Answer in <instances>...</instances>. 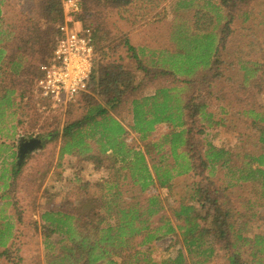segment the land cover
<instances>
[{
  "label": "trees",
  "instance_id": "16d2710c",
  "mask_svg": "<svg viewBox=\"0 0 264 264\" xmlns=\"http://www.w3.org/2000/svg\"><path fill=\"white\" fill-rule=\"evenodd\" d=\"M13 1L0 0V133L8 130L23 112L15 80L26 71L27 58L11 50L17 36H21L18 40L25 45L18 47L19 51L30 53L37 45L39 48L36 50L41 54L40 65L31 71L36 79L31 91L34 97L30 102L32 106L28 107L27 121L21 127L26 134L32 131L39 133L41 125L35 128L38 123H43L35 121L32 115L41 114L46 110V103H50L40 96L37 89L39 68L52 58L53 36L56 26L63 21V0L26 1V7H35L32 4L39 3L37 8L25 9L28 15L26 23L31 27L25 23L18 27L4 26L5 7ZM80 1L82 11L77 19L92 29L95 49L98 39L102 41L103 38L97 34L96 13L88 3H108L117 8L133 3V0ZM205 1L215 13L216 20L202 11L178 13L174 26H171L173 43L164 51H159L157 60L152 57L147 59L148 64L142 66L141 74L127 72L119 65H100L96 58L90 91L84 95L85 115L66 124L60 135H47L55 141H43V135L39 133L43 148L36 154L44 153L51 143L58 147V139L61 142L59 163L72 156L82 158L86 164L92 163L96 170L105 164L109 166V178L95 184L85 181L79 187V172L72 175L70 182L78 187L83 197L75 199L72 190L71 197L65 198L57 209L42 210L39 220L32 221L28 218L29 209L18 202L20 198L22 201L30 200L32 191L28 188L22 192L17 186L22 172L33 168L34 158L38 155L30 154L19 164L15 146L0 141V259H10L9 254L19 242V227L31 224L41 231L47 264H157L150 253L130 252L138 245L149 246L171 235L181 237L185 253L181 250L176 257L164 259L160 264H210L217 251L225 252L226 264H264V234L251 235L249 229V223L257 217L254 211L257 199L242 202L238 209L233 195L235 188L257 186L264 196V113L255 115L250 102L249 109L239 108L248 99L226 91L237 87L236 93L242 89L253 92L255 82L260 81L254 78L261 71L255 70L257 63L249 60L245 64L238 63L236 70L244 72L241 81L238 78L217 79L218 75H227L224 74L226 69H222V75L217 72L222 65L219 52L226 40L223 33L233 19V11L230 10L248 7L257 0ZM222 8L229 11L227 16L223 15L229 18L225 24L221 23ZM36 19L43 21L44 25L40 26ZM130 50L133 48L130 47ZM234 64L231 62L228 66L233 67ZM263 75L258 77L263 80ZM177 76L190 80L179 81ZM167 78L173 79L171 90L165 88ZM213 80L217 86L212 84ZM136 82L138 85H135ZM150 86L156 88V94L144 98L143 104L137 103L134 109L137 127L150 131L157 123L171 122L181 128L172 134V141L160 138V146L154 144L158 154H161L159 160L152 163L157 183L142 153L126 145L121 139L125 130L110 115V111H116L122 103L131 102L128 100L138 89L143 91ZM217 90L218 96L211 99V92ZM230 97L234 98L229 100ZM214 103H218L222 117L217 119L219 121H215L218 116L210 110ZM146 106L149 111L144 109ZM183 118L186 119V129L183 128ZM150 120L153 124H149ZM258 120L262 124L257 141L260 151L235 156L226 148L206 142L204 151L197 153L194 143L196 128L202 130L206 123L223 126L236 121L233 128L241 133L243 131L241 136H247L259 124ZM19 125L20 122L10 129L15 130ZM15 137L16 132L13 131L10 138ZM163 147L169 150L163 153ZM113 155L116 161L110 159ZM234 156L240 157L239 160ZM216 173L217 180V175H213ZM184 175L193 180L203 176L204 179L187 186L190 189L187 192L188 201L185 203L183 198L178 210L174 211L175 223L164 214L165 207L159 196L153 195L140 201L141 196L154 185L170 189L174 178ZM127 197L132 202H126ZM236 198L240 199V196Z\"/></svg>",
  "mask_w": 264,
  "mask_h": 264
},
{
  "label": "rangeland",
  "instance_id": "374dc122",
  "mask_svg": "<svg viewBox=\"0 0 264 264\" xmlns=\"http://www.w3.org/2000/svg\"><path fill=\"white\" fill-rule=\"evenodd\" d=\"M29 0H15L13 4L5 7V19L4 26L16 27L23 25L24 23L31 27L30 24L26 23V18L28 17L25 9L28 7L25 6V2ZM28 2H26L27 4ZM184 3L182 0H133V3L128 6L115 7L114 5H108V3H95L90 1L88 4L91 6L96 14H94V19L97 25V34L103 40L98 39L96 43V58L97 63L106 65H119L121 68L130 73L141 74V68L143 65L148 64L146 61L152 57L151 50H145L141 47H144V44H150L153 49L161 48L166 43H173L172 39V25L174 26V19L178 13L181 12H193V11H202L207 17H211L214 21L215 13L207 7L206 1H200L197 5L198 7H184L181 6ZM34 5L36 8L39 5L36 2ZM30 5L28 8H35ZM192 9V10H189ZM230 10V9H229ZM235 10V9H234ZM233 11V19L226 30L223 33V36L226 38L224 48L219 52V60L222 65H219V71L217 74L222 75V69H226L224 74L225 77H220L219 80L223 78H238L239 81L242 80L244 72H238L236 69L238 63L245 64L247 61H253L257 63V68L260 69L261 73L255 76V80H260L255 82L253 92L251 90L245 91L244 89L239 90L238 93L235 92L237 89H226V91L231 95H244L248 101L243 102L239 108L247 107L250 108L252 103V109L256 113H264V78L263 80L259 78L261 74H264V0L253 1L248 7L242 6ZM229 11L227 8H222L221 15H228ZM247 17V18H246ZM40 19V18H39ZM36 19L40 26L44 25L43 21ZM229 18H222L221 23H227ZM176 22V21H175ZM229 31V32H228ZM56 33V31H55ZM21 36H17L16 40L12 43L11 50L18 54L24 55L27 58L26 71L16 77L15 83L17 88V95L19 96V101H21V110L23 112L21 116H18V120L10 125L9 129L3 133H0V141H6L15 146L14 151L18 154L19 146L22 142L28 141L32 138H40V134L43 135V141H55L52 137L47 135L57 133L61 134L63 128L66 124L72 123L81 119L86 113V101L84 95L79 96L75 102L69 103L65 106L54 107L51 103H46L45 111L39 115L33 114L32 118L35 121H42L40 124V134L35 132H30L28 134L23 132L22 126L25 125L28 117V107L32 106L31 99L34 97V93L31 92L35 87L34 76L31 71L35 66H39L40 55L38 54L39 47L35 45L30 53H25L24 50L19 51L18 47H24V43L18 39ZM55 34L53 36V40ZM174 45V44H172ZM27 47V46H26ZM130 47L133 50H130ZM151 53V55H150ZM234 62L235 66H228L229 63ZM220 63V64H221ZM29 65H34L27 68ZM216 72H214L215 75ZM264 77V75H263ZM139 82V80L137 79ZM173 81L172 78L169 79V82ZM215 80L212 81V84ZM135 83V85L138 84ZM220 83V82H219ZM249 87V85H248ZM31 89V90H30ZM219 90V88L217 87ZM218 90L216 92H211L210 98L215 99L218 95ZM90 91V90H89ZM89 91L87 93H89ZM220 91V90H219ZM223 92V91H222ZM252 92V95L251 93ZM86 93V94H87ZM209 98V99H210ZM234 97H230L229 100H232ZM201 99V98H200ZM30 105V106H29ZM214 114L218 117L217 119L222 118L219 112L218 103L213 104L211 109ZM39 117V118H38ZM149 124H153V120H150ZM20 122V125L15 128V130L10 129L11 127L17 125ZM257 125L248 132V135L241 136L242 133L238 130H235L233 127L237 124L236 121L233 123H228L223 126L210 125L206 123L204 129L196 128L194 135V143L198 149L197 153L203 152L206 148V142L217 146L218 148H226L235 156H243V153L258 152L260 151V144L257 143L260 137V125H262L258 120ZM201 127V126H200ZM264 127V126H263ZM22 129V130H21ZM16 132V137L11 139L12 132ZM201 131L202 133H198ZM56 141H59L58 139ZM132 142V141H131ZM159 141H151L148 144L153 151V143L160 146ZM169 150V148L167 149ZM163 153L166 151V147L162 148ZM37 152L32 153L35 155ZM38 155L34 159L33 168L28 169L25 173L22 172L20 175V182L17 188L20 191H26L28 188L32 191L30 200L23 199V201H18L21 206L25 209H29L28 218L32 221L39 220V213L42 210H55L57 209L65 198L71 197L70 192H74V198L83 197L84 194L79 193L78 187L72 185L69 181L70 173L72 169L73 175H76L80 179L79 187L85 183L87 175L90 174L91 169L86 168V162L82 158L73 157L72 162L65 160L64 162L58 161V147L54 146L51 143L44 153L36 154ZM239 160L240 157H235ZM157 154L154 155L156 161L159 160ZM153 158V156H151ZM153 161V160H152ZM69 162V163H68ZM152 163V162H151ZM72 167H69V165ZM217 175L218 173L213 174ZM223 179V176L221 175ZM97 178H94L95 181ZM204 179L203 177L196 178L195 180L190 179L188 175L175 177L172 181L173 186L170 189H158L153 191L149 189L147 193L143 194L140 198V201L146 200L148 197L157 195L160 197L161 202L165 207L164 214L168 219H174V211L178 210L182 199L187 203L188 196L187 192L190 189H187V186L190 185L193 181L201 182ZM214 178L213 180L216 181ZM212 182V181H211ZM76 187V188H75ZM26 189V190H25ZM234 195V205L236 208L243 204L242 202L247 201L248 199H257L255 204L254 211L257 212V217L254 221L249 223L250 234H264V196L262 195L261 190L257 186H244L240 188H235ZM259 192V193H258ZM263 198H261V196ZM240 196V199L236 198ZM125 201L130 203L132 200L127 197ZM38 206V208H37ZM11 209V208H10ZM204 213V212H201ZM11 214V212H10ZM158 221L157 218L154 219ZM32 223V222H30ZM137 243L139 238L136 239ZM183 250L181 237L171 235L162 240L155 241L149 246L138 245L135 250H132L130 253L135 251L141 252L142 254L147 252L150 253L151 257L160 264L161 261L168 258L176 257L178 252ZM2 251V250H0ZM185 253V251H184ZM10 259L2 258L0 259V264H47L46 252L44 250L43 241L41 238V231L36 230L35 227L29 225H22L19 227V242L14 247V251H11L9 254ZM120 261V260H118ZM225 252L217 251L215 257L212 259L210 264H226ZM121 264V262H118Z\"/></svg>",
  "mask_w": 264,
  "mask_h": 264
},
{
  "label": "built area",
  "instance_id": "2783aa9c",
  "mask_svg": "<svg viewBox=\"0 0 264 264\" xmlns=\"http://www.w3.org/2000/svg\"><path fill=\"white\" fill-rule=\"evenodd\" d=\"M63 21L56 26L51 60L39 68L37 89L54 107L75 102L89 91L96 61L93 31L77 16L80 0H63Z\"/></svg>",
  "mask_w": 264,
  "mask_h": 264
},
{
  "label": "crops",
  "instance_id": "0c3cea01",
  "mask_svg": "<svg viewBox=\"0 0 264 264\" xmlns=\"http://www.w3.org/2000/svg\"><path fill=\"white\" fill-rule=\"evenodd\" d=\"M180 1V0H179ZM184 1V3L181 6L184 7H198L199 5L198 2L203 1V0H182ZM179 6H177L178 8ZM192 10V9H189ZM167 45H163L161 48H156L153 49V47H151L150 44H144V47H141L145 50H151L152 51V58L157 60V57L159 55V51H164L165 49L169 48L170 44L166 43ZM156 53V56L154 57L153 54ZM151 55V53H150ZM170 78H167L165 80V88H168L169 90H171L172 88V84L171 81L169 82ZM177 80L179 81H186V80H190L187 77H181V76H177L176 77ZM138 85V84H137ZM185 87V85H183ZM172 92V91H171ZM156 94V88L153 86H150L146 89H144L143 91L138 89L134 95V97L131 100V102H127V103H122L117 109L116 111H110V115L116 119L121 127L125 130V132L122 134L121 139L123 141H125L126 145L130 148H133L135 151L137 152H141L142 155L144 156L146 162L148 163V166L152 172V176L154 179V182L157 183V181H155V174L153 172V161L154 159V155H158L160 156L161 154H158V150L154 147V143H153V151L150 147H148L149 142L151 141H160V138H164V141H172V134L174 132H179L180 131V127H176L173 123L171 122H161V123H157L154 126H152V130L150 131H143L140 128L137 127V125L135 124V115H134V109L136 107V104L138 103H142L143 104V99L144 98H150L153 97ZM150 102L153 103V100H150ZM144 109L146 111H149L150 108H148V106L144 107ZM186 119L183 118V125L185 124ZM186 129V124L183 127ZM132 141V142H131ZM60 140H59V145H58V156H59V151H60ZM56 146V145H55ZM167 150V149H166ZM109 155H111V152H108ZM151 156H153V158H151ZM73 157H66L65 160L67 161H71L72 162ZM114 161L115 157L113 155L112 158H110ZM64 160V161H65ZM117 160H119V157L117 158ZM170 160H172V158H170ZM152 162V163H151ZM71 167V166H69ZM86 168L91 169V172L89 175H87V179L86 181L91 182L93 184H95L96 182H100L103 180H106L109 178V174H110V168L107 164H105L104 167H102L101 169L96 170L95 166L92 163L86 164ZM71 170L70 173V177H69V181H71V177L73 175V170ZM189 177V176H188ZM94 178H97L95 181H93ZM151 189H153V191H156L158 189H163V188H158V185L156 184V186L154 185L153 187H151ZM150 192V190H149ZM11 212V211H10Z\"/></svg>",
  "mask_w": 264,
  "mask_h": 264
},
{
  "label": "water",
  "instance_id": "95a60500",
  "mask_svg": "<svg viewBox=\"0 0 264 264\" xmlns=\"http://www.w3.org/2000/svg\"><path fill=\"white\" fill-rule=\"evenodd\" d=\"M42 148H43V141L38 137L22 142L19 146V151H18L19 164L25 161L28 155Z\"/></svg>",
  "mask_w": 264,
  "mask_h": 264
}]
</instances>
